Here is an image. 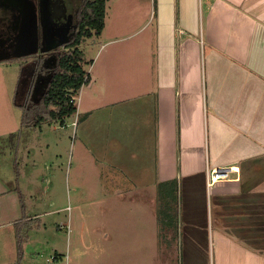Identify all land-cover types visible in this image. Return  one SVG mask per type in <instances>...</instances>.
<instances>
[{"label":"crops","instance_id":"0c3cea01","mask_svg":"<svg viewBox=\"0 0 264 264\" xmlns=\"http://www.w3.org/2000/svg\"><path fill=\"white\" fill-rule=\"evenodd\" d=\"M130 2V20L105 7L97 35L105 38L88 67L82 58L73 113L53 118L56 107L43 102L49 85L40 95L16 59H0V264H15L22 220L35 225L20 264L26 250L35 258L42 250L30 248L41 215L26 211L35 204H25L18 160L25 133L53 122L74 124L82 150L97 152L94 166L111 160L145 177L149 213L119 216L114 233H100L115 241L114 264L138 255L153 264L155 252L161 264H264V0ZM130 24V38L115 36ZM216 166L228 175L207 185ZM170 240L176 251L166 253Z\"/></svg>","mask_w":264,"mask_h":264},{"label":"rangeland","instance_id":"374dc122","mask_svg":"<svg viewBox=\"0 0 264 264\" xmlns=\"http://www.w3.org/2000/svg\"><path fill=\"white\" fill-rule=\"evenodd\" d=\"M129 3L130 0H106L105 7L109 8L110 14L115 12L120 17L121 13L120 18L125 21L134 16L132 10L129 11ZM45 9V0H0V59L17 58L11 65L21 64L25 76V72L32 71L31 63L29 65L32 60L26 61L22 57L38 54L40 34L42 44L48 40L40 48L43 67H54V48L65 38L49 30ZM133 29L135 24L127 25L116 31L115 36H125V40L131 37L127 35ZM111 31L105 33L109 35L106 38L114 37V32ZM104 38L105 36L93 35L92 39L85 37L79 43L82 58L86 59L83 61L85 68ZM59 40L62 41L57 43ZM48 80V74L39 69L35 91L42 95ZM79 95L76 94V97ZM75 117L76 114L70 122ZM59 126L58 122L42 123L36 127V131L25 133L22 143L18 167L24 178L22 187L25 204H35L33 208L27 207L26 211L32 210L31 212L41 215L40 227L30 234V248H42L37 258L26 250L22 264H114L117 252V248L114 249L115 241H100V233L107 228L108 232L114 233L119 216H144L147 210L149 213V187L146 190L145 177H135L134 173L124 170L126 167L121 168L111 160L103 166H94L92 157L97 152L93 151L89 156L82 150L80 135L78 131L75 133L74 124L70 123L63 128ZM139 179L143 186H139ZM160 198L162 199L161 196ZM171 200L170 212L178 214V190ZM160 209L164 211V205ZM172 240L166 243V247H169L166 248V253L167 250L169 253L176 251L172 248ZM100 243L105 246L104 251L108 246L110 250L99 255ZM54 252L57 253L56 259L51 256ZM155 253L158 254V259L152 263L161 264V252ZM174 254L176 252L168 257L175 262ZM126 257L134 260V256ZM141 257L138 255L132 264H151Z\"/></svg>","mask_w":264,"mask_h":264},{"label":"trees","instance_id":"16d2710c","mask_svg":"<svg viewBox=\"0 0 264 264\" xmlns=\"http://www.w3.org/2000/svg\"><path fill=\"white\" fill-rule=\"evenodd\" d=\"M105 2L106 0H91L86 6L85 23L83 24H86V28L82 32L84 37L100 34L104 26ZM80 40L79 35H77L68 45V50L60 54L57 64L58 71L51 79L44 95V105L56 107V109L48 110L53 118L58 119L66 113L75 112V101L71 100V97L76 96L87 74L82 65V51L78 48ZM37 119L40 122L46 118L40 115ZM31 221L26 219L15 224L17 245L15 264H20L22 261L24 244L28 240L29 231L35 225Z\"/></svg>","mask_w":264,"mask_h":264},{"label":"flooded vegetation","instance_id":"af4514ba","mask_svg":"<svg viewBox=\"0 0 264 264\" xmlns=\"http://www.w3.org/2000/svg\"><path fill=\"white\" fill-rule=\"evenodd\" d=\"M91 0H45V6H46V16L48 20V26L49 30L57 35V36H64L65 38L62 40L57 41L61 42V44L58 47L54 48L53 51V63L54 67L51 65L50 67H43V56L40 53V48L47 44V39L45 40V43L42 44L41 34H40V41L38 44V54L35 53L33 55H28L25 57H22L23 59H26V61L32 60V62H29V65L31 63L32 71L25 72L27 73V76L35 77L37 76V73L39 72V69L42 70V72H45L49 76V80L46 84V87L50 84L51 79L55 76V74L58 71V58L60 57V54L64 51L68 50V45L70 44L71 40L76 38L77 35H79V39H84V35H82V32L86 28V24L83 25L85 13H86V6ZM83 27V29H82ZM79 41V43L81 42ZM79 45V44H78ZM51 56V55H48ZM14 60L17 58H13ZM51 62V60H50ZM26 63V62H25ZM25 69V68H24ZM24 73V72H23ZM25 76V75H24ZM36 82V80H35ZM46 87H44V91L46 90Z\"/></svg>","mask_w":264,"mask_h":264},{"label":"built area","instance_id":"2783aa9c","mask_svg":"<svg viewBox=\"0 0 264 264\" xmlns=\"http://www.w3.org/2000/svg\"><path fill=\"white\" fill-rule=\"evenodd\" d=\"M227 167L229 170L236 169L235 167L229 166V165H227ZM226 169L227 168L222 167V166H216L211 169H208L207 170V178H208L207 185H211L217 179L226 178L228 175V172Z\"/></svg>","mask_w":264,"mask_h":264}]
</instances>
